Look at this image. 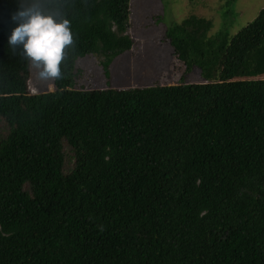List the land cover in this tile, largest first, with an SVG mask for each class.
<instances>
[{"label":"trees","instance_id":"1","mask_svg":"<svg viewBox=\"0 0 264 264\" xmlns=\"http://www.w3.org/2000/svg\"><path fill=\"white\" fill-rule=\"evenodd\" d=\"M129 0H41L72 44L50 91L0 0V264H264V84L231 81L264 50V8L229 41L188 19L165 39L208 83L73 89L87 54L130 49Z\"/></svg>","mask_w":264,"mask_h":264},{"label":"rangeland","instance_id":"2","mask_svg":"<svg viewBox=\"0 0 264 264\" xmlns=\"http://www.w3.org/2000/svg\"><path fill=\"white\" fill-rule=\"evenodd\" d=\"M122 21L132 44L115 57L107 69L99 54L77 58L74 64L73 89L99 91L129 89L177 83H208L218 79V67L206 77L199 68L186 70L165 39L168 29L188 19L210 22L207 38L229 41L244 25L253 20L264 0H129ZM30 92L50 91L52 78L41 79L39 69L28 59ZM231 81L260 80L264 84V50L251 60L241 75Z\"/></svg>","mask_w":264,"mask_h":264},{"label":"clouds","instance_id":"3","mask_svg":"<svg viewBox=\"0 0 264 264\" xmlns=\"http://www.w3.org/2000/svg\"><path fill=\"white\" fill-rule=\"evenodd\" d=\"M10 20L13 26L7 35L8 45L20 47L39 69V78H58L64 49L72 44L68 21L44 10L41 0H19Z\"/></svg>","mask_w":264,"mask_h":264}]
</instances>
